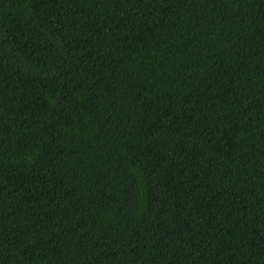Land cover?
I'll return each mask as SVG.
<instances>
[{
    "label": "trees",
    "instance_id": "1",
    "mask_svg": "<svg viewBox=\"0 0 264 264\" xmlns=\"http://www.w3.org/2000/svg\"><path fill=\"white\" fill-rule=\"evenodd\" d=\"M0 264H264V0H0Z\"/></svg>",
    "mask_w": 264,
    "mask_h": 264
}]
</instances>
